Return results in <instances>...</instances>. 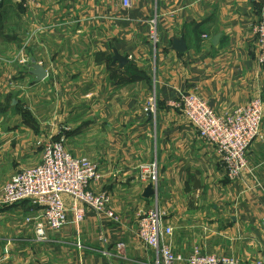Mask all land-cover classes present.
<instances>
[{
	"label": "crops",
	"instance_id": "crops-1",
	"mask_svg": "<svg viewBox=\"0 0 264 264\" xmlns=\"http://www.w3.org/2000/svg\"><path fill=\"white\" fill-rule=\"evenodd\" d=\"M21 1L0 0V190L40 162L43 141L63 139L101 171L92 188L112 197L120 221L79 204L85 216L75 223L63 196L68 224L37 242L24 220L36 207L0 205V264L152 263L135 213L156 205L173 229L175 254L199 247L264 264V194L252 187L253 179L264 185V122L247 170L229 182L215 148L167 106L185 91L220 116L253 98L264 103V65L251 33L264 20V0H131L127 9L122 0ZM179 41L182 52L174 49ZM35 66L46 73L41 81ZM149 101L154 109L145 112ZM138 164L157 173L147 198Z\"/></svg>",
	"mask_w": 264,
	"mask_h": 264
},
{
	"label": "built area",
	"instance_id": "built-area-1",
	"mask_svg": "<svg viewBox=\"0 0 264 264\" xmlns=\"http://www.w3.org/2000/svg\"><path fill=\"white\" fill-rule=\"evenodd\" d=\"M21 3V0H13ZM131 0H122L127 9ZM149 38L156 41V27L149 25ZM251 33L256 43V60L264 65V20L254 25ZM207 35H202L206 38ZM25 63V60H21ZM167 106L178 110L194 129L197 137L212 145L229 182L239 181L247 170V155L252 145L261 138L264 122V103L253 98L220 116L196 93L185 91ZM154 102L149 101L145 112L153 111ZM137 180L157 188V173L153 165L138 164ZM104 179L98 167L86 157H75L65 149L63 139L43 141L40 144V162L24 168L10 177L0 190V205L12 206L29 202L35 206L36 215L26 217L25 223L33 226L35 240L48 239V232L61 230L68 224V211L63 196L71 199L73 221L80 223L85 209L93 211L98 218L105 217L113 222L120 219L112 209V197L105 192H96L92 185ZM252 187L264 194V185L253 179ZM136 236L139 241L155 253V261L149 264H239L233 258L210 254L199 247L190 253L175 254L172 250L173 229L164 225V218L156 205L147 212L135 213ZM78 248L80 244L78 243ZM124 248L123 243L116 245Z\"/></svg>",
	"mask_w": 264,
	"mask_h": 264
},
{
	"label": "water",
	"instance_id": "water-1",
	"mask_svg": "<svg viewBox=\"0 0 264 264\" xmlns=\"http://www.w3.org/2000/svg\"><path fill=\"white\" fill-rule=\"evenodd\" d=\"M216 39L214 40L215 43ZM174 49H176L178 52H182L185 50V44L183 42H175L174 44ZM113 60L118 62L120 64V66H123L124 64H126L127 60L123 57H121L120 55H118L116 52H114V56H113ZM32 75L36 76L38 81L43 80L46 77V73L43 70L42 67L40 66H35L32 72ZM152 186L149 185L145 191L143 196L144 197H149L152 194Z\"/></svg>",
	"mask_w": 264,
	"mask_h": 264
},
{
	"label": "rangeland",
	"instance_id": "rangeland-1",
	"mask_svg": "<svg viewBox=\"0 0 264 264\" xmlns=\"http://www.w3.org/2000/svg\"><path fill=\"white\" fill-rule=\"evenodd\" d=\"M12 35V34H11ZM20 106V105H19ZM21 107V106H20ZM22 108V107H21Z\"/></svg>",
	"mask_w": 264,
	"mask_h": 264
}]
</instances>
